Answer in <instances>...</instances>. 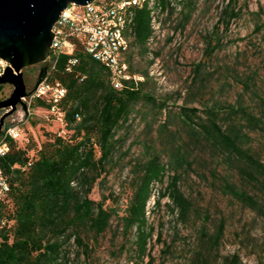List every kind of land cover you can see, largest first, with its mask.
<instances>
[{
    "label": "trees",
    "instance_id": "16d2710c",
    "mask_svg": "<svg viewBox=\"0 0 264 264\" xmlns=\"http://www.w3.org/2000/svg\"><path fill=\"white\" fill-rule=\"evenodd\" d=\"M160 1L172 17L180 14L188 20L191 16L193 0H176L181 3L180 11L173 4L175 0ZM260 12L264 13L263 7L257 15ZM242 14L239 0L227 2L214 29L204 37L205 59L223 48L224 30ZM151 19L149 9L135 11L128 60L131 72L142 79L126 80L122 88L112 85L109 69L80 41L74 54L78 62L71 69L70 55L59 57L51 79L67 89L60 104L65 112L62 125L72 133L69 137L51 134L40 145L30 140L24 147L18 140H9L10 150L0 157V169L10 186L0 197V264H80L72 257L73 247L80 249L78 256L89 255L91 241L112 229L115 219V230L124 238L121 251L129 253L125 260L130 264L153 262L149 245L156 228L149 222L148 203L156 197L155 206L168 197L167 207L177 215L178 224L195 229L192 247L188 244L189 248L180 253L187 264H240L239 252L215 263L221 255L227 218H214L187 193L184 183L195 177L227 198L232 207L250 211L264 222V96L257 89L251 90L254 78L250 76L243 86L252 92V102L244 93L234 101L207 99L202 91L208 89L215 71H205L202 60L193 68L185 105L176 108L165 99L155 98L146 91V85L154 80L150 71L133 70L137 53H151L147 43L153 33ZM263 29L264 20L256 23V33ZM262 38L264 41V34ZM222 82L225 85L226 80ZM3 88L0 85V90ZM32 100L34 107H51L46 98ZM144 101L152 104L155 116L146 120L142 156L129 163V194L122 209L121 194L108 186L109 175L127 153L123 148L133 126L131 116ZM194 103L202 104V109L189 105ZM124 128L127 133L122 135ZM158 183L164 185L162 190L155 189ZM96 188L98 199L92 196ZM180 235L179 229H174L173 240L165 244L163 255L173 253ZM162 236L159 231V242ZM261 240L260 252L246 255L258 264H264V227Z\"/></svg>",
    "mask_w": 264,
    "mask_h": 264
},
{
    "label": "rangeland",
    "instance_id": "374dc122",
    "mask_svg": "<svg viewBox=\"0 0 264 264\" xmlns=\"http://www.w3.org/2000/svg\"><path fill=\"white\" fill-rule=\"evenodd\" d=\"M191 16L185 20L182 15L170 16L165 19L161 27L160 37L151 45V53H137L135 56L134 71L137 73L148 69L154 80L146 85V91L157 99H165L168 104L179 107L185 105L184 97L192 84L193 68L196 63L204 60V70L215 71L211 76L210 85L202 93L207 99H221L234 101L240 93H244L245 98L250 103L253 94L246 91L244 81L253 76L251 87L259 90L264 96V29L256 33L254 31L256 23L264 20V13L257 15L260 7L264 9V0H239V5L243 7V14L233 21L228 30H224L223 48L217 50L211 58H204L205 35L212 31L220 17L223 7L229 0H193ZM172 37L171 40L169 38ZM135 52V51H134ZM158 53V54H156ZM153 59L152 64L149 62ZM0 60V68L1 65ZM226 80L225 85L222 81ZM33 82L29 81V87ZM31 85V86H30ZM10 86H4L0 90V97L9 94ZM204 100V98H202ZM28 110L20 108L13 116L7 120V125H19L22 136L18 139V144L24 147L30 140L37 145L42 144L51 134L61 133L69 137L72 133L68 131L61 122L56 121L53 116L47 113L43 107H34L33 100L26 99ZM202 109V104H189ZM136 111L132 113V128L127 133V128L121 130V134L126 133V143L124 149L127 153L118 162L109 175L108 186L121 194L120 205L124 209L127 196L129 194V163L132 159L141 157L143 153V142L146 140V120H153L154 110L149 102L138 104ZM4 109H0L3 111ZM164 119V116L161 117ZM160 122V121H159ZM155 124V127L158 123ZM155 136V132H153ZM193 177L184 188L187 193L196 197L201 206L211 211L214 218L224 215L227 218L226 236L221 247V255L215 263H221L223 258L234 252H239L241 256L257 255L260 252L261 237L263 235L264 222L256 219L250 211H244L239 207H232L230 201L221 196L218 192L211 190L205 184L195 181ZM157 191L162 190L164 185L158 183L155 186ZM156 191V196H157ZM96 199L100 197L96 188L92 194ZM157 198V197H156ZM148 203L149 222L155 226L156 234L150 243V255L154 257L145 264H187L184 256L180 253L185 248L192 247L195 239V229L186 225L178 224L176 214L167 207L168 197L161 200L160 206H155V199ZM117 219L113 222V228L105 233L97 241L92 240V250L89 255H77L80 249L74 246L72 257L80 264H130L125 259L129 255L127 251H121L124 242L122 234L116 229ZM178 228L180 237L173 245V253L163 255L162 250L166 243H171L174 237V229ZM248 231L250 237L242 231ZM163 232L162 240H157V233ZM240 233V236H237ZM185 240V238H189Z\"/></svg>",
    "mask_w": 264,
    "mask_h": 264
},
{
    "label": "built area",
    "instance_id": "2783aa9c",
    "mask_svg": "<svg viewBox=\"0 0 264 264\" xmlns=\"http://www.w3.org/2000/svg\"><path fill=\"white\" fill-rule=\"evenodd\" d=\"M173 4L177 11L181 10V3L175 0ZM142 8L149 9L152 15L153 33L147 42L151 46L160 37L161 27L168 16V9L163 8L160 0H95L86 5L69 4L53 27L54 38L46 76L29 98H46L51 103L47 113L63 124L65 112L60 104L67 89L60 81L51 79V71L64 53L70 55L68 69L78 62L74 56L77 41L109 69L114 87L122 88L126 80L142 79L141 75L131 72L128 60L131 48L129 32L135 11ZM6 65V62L1 65L0 75ZM22 133L19 125L5 127L0 134V157L10 150L9 140H18ZM9 189V183L0 169V197H4ZM240 264H258V261L254 257L242 256Z\"/></svg>",
    "mask_w": 264,
    "mask_h": 264
},
{
    "label": "water",
    "instance_id": "95a60500",
    "mask_svg": "<svg viewBox=\"0 0 264 264\" xmlns=\"http://www.w3.org/2000/svg\"><path fill=\"white\" fill-rule=\"evenodd\" d=\"M95 0H0V59L7 63L0 75V85L13 86L12 93L0 100V109H7L4 120L18 104L28 110L26 99L31 97L49 68L54 38L53 27L69 4L86 5ZM40 64L35 87L28 91L24 70Z\"/></svg>",
    "mask_w": 264,
    "mask_h": 264
},
{
    "label": "flooded vegetation",
    "instance_id": "af4514ba",
    "mask_svg": "<svg viewBox=\"0 0 264 264\" xmlns=\"http://www.w3.org/2000/svg\"><path fill=\"white\" fill-rule=\"evenodd\" d=\"M40 71H41V65H40V64L33 65V66L28 67V68H26V69L24 70V78H25V82H26V84H27V90H28V91L32 90V89L35 87L36 82H37V80H38V78H39ZM29 81H32V82H33L32 87H29ZM3 85H4V86L8 85V86H10V88H11L10 93H9V94H6L5 97L3 98V99H5V98H7V97L12 93V91H13V86L10 85V84H3ZM30 86H31V85H30ZM1 100H2V99H1ZM20 108H23V106H22L21 104H18L16 110H15L12 114H10L9 116H7V117L5 118V120H4V124H3V127H2V129L0 130V134L4 131L5 127L7 126V120H8V118L11 117V116H13V114H15ZM23 109H24V108H23ZM6 110H7V109H4L3 111H0V118H1L2 114H3Z\"/></svg>",
    "mask_w": 264,
    "mask_h": 264
}]
</instances>
